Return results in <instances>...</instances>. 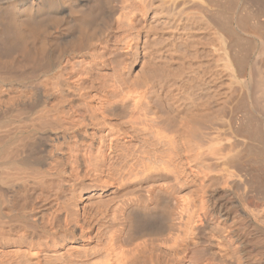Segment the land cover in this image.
Here are the masks:
<instances>
[{
  "label": "bare ground",
  "instance_id": "obj_1",
  "mask_svg": "<svg viewBox=\"0 0 264 264\" xmlns=\"http://www.w3.org/2000/svg\"><path fill=\"white\" fill-rule=\"evenodd\" d=\"M211 1L0 0V264H264V68Z\"/></svg>",
  "mask_w": 264,
  "mask_h": 264
},
{
  "label": "rangeland",
  "instance_id": "obj_2",
  "mask_svg": "<svg viewBox=\"0 0 264 264\" xmlns=\"http://www.w3.org/2000/svg\"><path fill=\"white\" fill-rule=\"evenodd\" d=\"M220 6L217 7V5L214 6V2ZM211 1V3L213 4V8H216L217 10H220V13L223 12H226V13H222V14H227V16L229 17V20H230V26L232 25V27L234 28L233 30L237 33V35H239V40L237 44V48L236 50L239 51V53L241 52L242 55H244V57L246 56L247 58H245V64H244V75L245 76H255L256 73H257V70L258 69H261L263 70L264 68V53L263 54H259L258 53V50L254 48V46L256 47V45H258V42L256 40L257 37L255 35V33H258L256 31H260L261 34H259L261 36V38H264V10H260L261 9H264V7H261V5L259 6L258 4H256V2H254L253 0H213ZM236 1V2H235ZM252 1V2H251ZM218 2V3H217ZM225 2V3H224ZM232 4H231V3ZM248 2V3H247ZM253 5H257V6H253ZM225 6V7H224ZM232 6V7H231ZM259 6V7H258ZM255 7V8H254ZM259 8V9H258ZM255 9V10H254ZM257 10H260L259 13L256 11ZM222 10V11H221ZM254 11V12H253ZM256 11V12H255ZM262 12V14H261ZM248 13V14H247ZM245 14L247 15V17L245 16ZM258 14H261L259 16H257ZM231 18H230V16ZM237 15V16H236ZM226 16V17H227ZM227 17V18H228ZM243 17V18H242ZM263 17V18H261ZM236 18V19H235ZM239 18L241 19L240 21ZM246 18H248L247 20H245ZM257 18V19H256ZM250 19V20H249ZM261 19V20H260ZM238 22H237V21ZM229 22V21H228ZM242 24L240 25L239 24ZM257 23L254 25V23ZM236 23H238V26ZM252 24V25H251ZM235 25V26H234ZM258 25V26H256ZM238 26V27H237ZM251 26V27H250ZM241 27V28H239ZM260 28V29H259ZM250 29V30H249ZM256 29V30H255ZM244 31V32H243ZM255 31V33H254ZM242 35V36H241ZM250 38V39H249ZM246 41V42H245ZM256 41V42H254ZM241 42V43H240ZM241 44V45H240ZM246 44V45H245ZM255 44V45H252ZM243 46V47H241ZM240 47V48H239ZM242 48V49H241ZM256 51V52H255ZM240 53V54H241ZM246 53V55H245ZM249 57V58H248ZM262 57V59H261ZM260 65V66H259ZM251 67V68H250ZM247 71V72H246ZM253 71V72H252ZM264 72V70H263ZM261 100V101H260ZM257 105L256 106H250V109L247 107V110H249V115L248 117H250V122H252V127L249 131L248 130H244V132H236L234 133L233 135H246V133H250V134H247V135H254L256 134V139H259V138H262L263 141H264V109H263V100L262 99H258V101L256 102ZM260 104V105H258ZM258 106V107H257ZM252 107V109H251ZM242 110V109H241ZM239 111L238 113V120L237 122L239 123L238 126H240L243 122H245V112H244V109L242 111ZM263 110V111H262ZM252 112V113H251ZM258 121V122H257ZM261 121V122H260ZM254 123V124H253ZM255 125V126H253ZM254 129V130H253ZM256 130V131H255ZM263 130V131H262ZM248 131V132H247ZM253 131V132H252ZM259 132V133H257ZM242 133V134H241ZM254 133V134H253ZM230 134V133H229ZM225 135H228V133L226 132ZM231 135V134H230ZM260 135V137H259ZM263 136V137H262ZM25 138V137H24ZM22 139V138H21ZM20 139V140H21ZM262 139L260 141H262ZM21 141H24L25 144H30L29 142H27L26 138L21 140ZM26 141V142H25ZM37 149V150H36ZM19 150V153H17V157L19 156L20 157H26L28 154V152H26V147L25 149L23 148L22 150V147ZM17 150V152H18ZM25 150V151H24ZM35 152L37 153L39 150H38V147H36L35 149ZM25 153H24V152ZM39 154V153H38ZM26 155V156H25ZM29 156V155H28ZM18 158V159H19ZM46 183V184H45ZM44 184H42L41 186L40 185H31L30 183L29 184H26L21 190H19L20 192H18V194L16 193L14 195V200H15V203H16V207H17V210L20 212L21 211V205H22V202L24 200V198H28L29 201H35L36 199L42 197V196H45L46 194H54V192H56V189H58V183L57 181L53 182H45ZM45 186V187H44ZM38 187V188H37ZM69 188V187H68ZM51 189V190H50ZM28 190V191H27ZM53 191V192H52ZM68 191H71V190H68ZM22 194V195H20ZM16 196V198H15ZM23 198V200H21ZM20 202V204H19ZM18 204V205H17ZM248 206V205H247ZM19 207V208H18ZM23 207V206H22ZM248 209H252V211L254 210L253 207H250L248 206L247 207ZM23 209V208H22ZM249 209V210H250ZM251 211V210H250ZM254 212V211H253ZM252 212V213H253Z\"/></svg>",
  "mask_w": 264,
  "mask_h": 264
}]
</instances>
